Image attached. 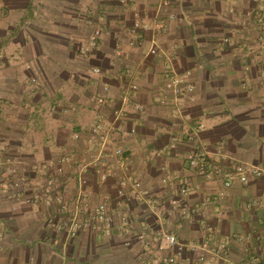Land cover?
<instances>
[{"label":"crops","instance_id":"1","mask_svg":"<svg viewBox=\"0 0 264 264\" xmlns=\"http://www.w3.org/2000/svg\"><path fill=\"white\" fill-rule=\"evenodd\" d=\"M158 1L0 0V145L21 160L0 159V264H166L172 250L161 230L185 243H226L227 258L206 254L203 264L264 262V173L246 184L222 183L232 162L264 168V0H168L161 10ZM158 14L161 30L153 26ZM137 20L147 26L142 47L128 44ZM94 27L97 47L84 53ZM153 37L164 54L144 56ZM165 63L190 70L194 100L174 104ZM129 70L137 83L131 95L145 110L128 104L113 134L128 169L112 160L104 181L92 168L84 173L85 199L106 201L113 227L68 237L47 223L56 221L55 203L26 201L37 189L29 167L60 154L73 164L91 160L98 145L88 140L89 127L98 111L110 117L119 107ZM196 147L208 153L209 177L186 163ZM77 190L70 180V202ZM174 199L189 210L187 219ZM196 255L187 251L177 264Z\"/></svg>","mask_w":264,"mask_h":264},{"label":"built area","instance_id":"2","mask_svg":"<svg viewBox=\"0 0 264 264\" xmlns=\"http://www.w3.org/2000/svg\"><path fill=\"white\" fill-rule=\"evenodd\" d=\"M121 3H126L127 0H118ZM168 0H159L158 9L167 6ZM160 13V11H158ZM172 18V16H170ZM155 29H163L165 27L164 20L158 14V18L154 22ZM147 29V26L142 24L139 20L135 21L131 28L128 29V44L130 46L142 47L144 40L140 32ZM101 31L98 27H94L87 44L82 51L89 53L97 47L98 39ZM121 48H117L116 55L122 54ZM164 52L159 47L155 37L150 42V45L145 49L144 56L149 55H163ZM94 73L100 74V68L92 69ZM165 88L172 95L175 105H181L185 101L194 100V85L190 79V70L176 71L170 64H164ZM125 86L121 93V104L117 108H113L111 116L108 117L103 111H98L93 123L89 127V141L97 143V151L95 156L86 162H78L73 164L68 155L60 154L53 158L34 162L30 165L29 170L35 178V185L37 189L26 196V201L31 204H36L39 199H43L47 205L55 203L56 206V221L54 217H50L47 221L49 226L61 231L68 237H74L83 231L104 232L108 233L114 224V214L111 211L109 204L106 201H100L94 205L88 203L83 193V186L88 184V179L84 175L88 168H92L101 181L107 179L110 175V161H114L121 169L126 171L128 169V156L124 154V149L115 143L113 134L117 130H121L120 121L123 114L126 113L128 104H131L136 112L142 113L145 109L142 104L134 100L131 92L137 90V83L135 81L134 73L129 70L125 75ZM165 97H161V103L164 102ZM98 104H104L103 98H98ZM128 135L135 133V128H130L126 132ZM80 137L79 133H73L74 140ZM6 148L0 146V159L2 162H11L13 164H20L21 160L17 157L11 156L9 152L4 153ZM186 163L189 167L197 169L198 173L210 176L212 167L208 158V153L204 148H193L185 156ZM15 172V168L11 169ZM264 168L244 162L235 161L231 163L229 169L223 172V186L231 187L236 183L246 184L252 178H259L263 175ZM8 179V176H4ZM76 179L78 190L72 202L66 196L67 188L70 180ZM165 181V180H164ZM133 186L139 187V182H132ZM13 186L20 187L18 179L13 181ZM178 192L185 196L188 188L185 183L178 184ZM118 195L123 196L122 188L118 190ZM171 203L178 207L179 216L182 219H187L190 216L189 210L182 201L174 199ZM201 227L207 229L208 225L202 222ZM165 244L172 250V255L164 258L166 264H177V256L184 254L187 251L196 252L195 259H192L191 264H203L206 260V254L218 256L220 258L228 257V247L226 243L218 241L215 238L207 237L198 243H185L177 238V236L165 230H161L158 234ZM127 244V243H126ZM129 244V243H128ZM162 248V246H159ZM260 264H264L261 262Z\"/></svg>","mask_w":264,"mask_h":264},{"label":"rangeland","instance_id":"3","mask_svg":"<svg viewBox=\"0 0 264 264\" xmlns=\"http://www.w3.org/2000/svg\"><path fill=\"white\" fill-rule=\"evenodd\" d=\"M0 146H2V145H0ZM9 151H11V150H9ZM9 151H8V149H6V150H4V153L9 152ZM9 153L12 154V152H9Z\"/></svg>","mask_w":264,"mask_h":264},{"label":"trees","instance_id":"4","mask_svg":"<svg viewBox=\"0 0 264 264\" xmlns=\"http://www.w3.org/2000/svg\"><path fill=\"white\" fill-rule=\"evenodd\" d=\"M11 154V153H10ZM12 155V154H11Z\"/></svg>","mask_w":264,"mask_h":264}]
</instances>
